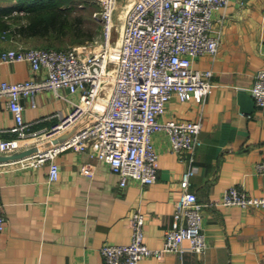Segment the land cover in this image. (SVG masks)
Segmentation results:
<instances>
[{"label":"crops","instance_id":"crops-1","mask_svg":"<svg viewBox=\"0 0 264 264\" xmlns=\"http://www.w3.org/2000/svg\"><path fill=\"white\" fill-rule=\"evenodd\" d=\"M6 4L0 0V6ZM214 30L221 35L218 53L193 61L196 68L213 69V92L203 102L173 95L161 117L203 122L191 189L206 204L207 248L204 253L147 256L139 264L264 263V207L212 204L233 185L264 196V173L257 169L264 158V106L250 93L255 74L264 65V0H230L228 7L216 11ZM2 34L0 50L36 40ZM44 75L27 61L0 63V83ZM60 94L44 90L36 95V105L30 97L21 99L31 129L50 132L60 121L56 112H71L78 93L62 89ZM14 124L8 99L2 97L0 127ZM14 135L8 131L1 137ZM152 138L159 154V177L149 184L130 179L122 187L107 163L72 148L58 154L60 176L55 181L49 180L48 163L0 162L7 217L6 229L0 233V264H104L101 246L131 241L129 215L138 208L146 214L147 244L160 247L165 232L178 224L176 202L188 162L172 151L167 131H155Z\"/></svg>","mask_w":264,"mask_h":264},{"label":"built area","instance_id":"built-area-1","mask_svg":"<svg viewBox=\"0 0 264 264\" xmlns=\"http://www.w3.org/2000/svg\"><path fill=\"white\" fill-rule=\"evenodd\" d=\"M99 2L98 19L102 27L95 46L90 41L65 48L20 43L0 50V63L27 61L36 72L45 71L44 76L0 83V98L8 99L15 117L12 127H0V152L12 153L73 130L63 142L19 159L22 165L48 163L49 180L55 181L60 176L58 154L72 148L88 151L107 163L118 175L122 187L130 179L149 184L159 177V154L152 135L165 130L172 151L188 162L176 202L178 224L165 232L160 247H150L145 240L146 214L135 209L129 215L131 241L102 245L104 264H139L147 256L160 258L166 253H204L206 204L191 189V178L197 171L196 151L202 145L203 122L200 118L163 121L161 117L173 95L182 101L203 102L213 92V69L196 68L193 61L203 54L218 53L221 35L214 30L215 13L228 7L230 0ZM114 31L117 37L113 40ZM2 36L11 35L4 31ZM62 89L79 95L71 112H56L54 115L60 121L50 132L31 129L32 122L25 119L21 99L30 97L36 105L38 93L53 90L60 94ZM250 93L259 106H264V65L256 72ZM8 131L15 135L1 137ZM257 169L264 173V158ZM212 204L264 207V196L252 195L242 186L233 185ZM6 225L0 188V233Z\"/></svg>","mask_w":264,"mask_h":264},{"label":"trees","instance_id":"trees-1","mask_svg":"<svg viewBox=\"0 0 264 264\" xmlns=\"http://www.w3.org/2000/svg\"><path fill=\"white\" fill-rule=\"evenodd\" d=\"M8 4L0 6V31H8L20 39L59 37L72 30L75 24L69 18L67 4L72 0H1ZM74 27V28H73ZM89 35L79 42L92 41ZM54 47V46H51ZM56 48H64L56 47Z\"/></svg>","mask_w":264,"mask_h":264},{"label":"rangeland","instance_id":"rangeland-1","mask_svg":"<svg viewBox=\"0 0 264 264\" xmlns=\"http://www.w3.org/2000/svg\"><path fill=\"white\" fill-rule=\"evenodd\" d=\"M68 9H70L69 18L72 23L75 24V28L72 30L71 26L68 28L67 34L61 35L59 37H53L55 39L48 38H37L33 43L29 45L39 46V47H69L73 45L83 44L79 41L86 36L95 35L91 42L92 45H96L95 40L100 39V32L102 23L98 19L101 4L99 0H72L67 4ZM120 11L117 12V17ZM116 17V18H117ZM118 20V19H117ZM117 32L114 31L112 34V39H116ZM86 43V42H84Z\"/></svg>","mask_w":264,"mask_h":264},{"label":"water","instance_id":"water-1","mask_svg":"<svg viewBox=\"0 0 264 264\" xmlns=\"http://www.w3.org/2000/svg\"><path fill=\"white\" fill-rule=\"evenodd\" d=\"M73 133V130H70L69 132L57 136L53 139L47 140L45 142L42 143H38V144H34L28 147H24L21 148L17 151H14L12 153H2L0 152V162H6L9 160H19L22 159L24 157H27L29 155H32L34 153H36L37 151L46 148V147H51L55 144H59L61 142H63L64 140H66L68 137H70V135Z\"/></svg>","mask_w":264,"mask_h":264},{"label":"bare ground","instance_id":"bare-ground-1","mask_svg":"<svg viewBox=\"0 0 264 264\" xmlns=\"http://www.w3.org/2000/svg\"><path fill=\"white\" fill-rule=\"evenodd\" d=\"M129 6H130V4L126 5V6L124 7V11H123V12H125L126 9H127V7H129Z\"/></svg>","mask_w":264,"mask_h":264}]
</instances>
